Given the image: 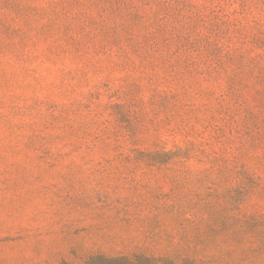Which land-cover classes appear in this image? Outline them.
<instances>
[{
    "label": "rangeland",
    "instance_id": "obj_1",
    "mask_svg": "<svg viewBox=\"0 0 264 264\" xmlns=\"http://www.w3.org/2000/svg\"><path fill=\"white\" fill-rule=\"evenodd\" d=\"M0 264H264V0H0Z\"/></svg>",
    "mask_w": 264,
    "mask_h": 264
}]
</instances>
